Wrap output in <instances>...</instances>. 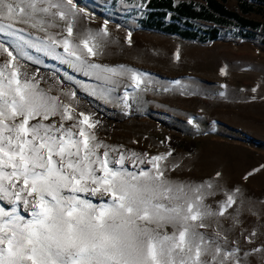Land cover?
Returning <instances> with one entry per match:
<instances>
[{"label": "snow or ice", "instance_id": "obj_1", "mask_svg": "<svg viewBox=\"0 0 264 264\" xmlns=\"http://www.w3.org/2000/svg\"><path fill=\"white\" fill-rule=\"evenodd\" d=\"M81 14L88 16L74 0H0V34L11 38L0 42L7 57L0 64V203L7 206H0V264H264V243L245 250L231 235L245 222L238 187H221L223 199L210 201L211 181L170 178L181 166L168 163L171 149L149 156L105 144L92 131L99 121L22 71L21 60L42 63L31 48L97 81L85 86L90 95L109 101L127 80L134 91L119 99L125 109L138 102L149 90L146 74L95 62L110 37L108 21L78 34ZM29 29L44 35L32 38ZM62 94L76 99L75 91ZM248 211L261 221L260 230L241 233L253 245L264 216Z\"/></svg>", "mask_w": 264, "mask_h": 264}, {"label": "rangeland", "instance_id": "obj_2", "mask_svg": "<svg viewBox=\"0 0 264 264\" xmlns=\"http://www.w3.org/2000/svg\"><path fill=\"white\" fill-rule=\"evenodd\" d=\"M145 1L74 0L88 13V16L77 17L76 33L82 34L87 29L98 31L104 21H108L110 37L105 43L104 54L96 57L95 62L109 66L124 64L146 74L149 90L138 93L139 101L133 103L136 116L123 118L126 109L119 98L125 90L134 91L125 89L130 83L127 80L110 94L109 101H105L90 95L89 88L85 87L94 86L97 81L57 59L28 48L29 54L42 63L22 61L48 68L47 81L39 80V86L51 89L50 94L59 95L78 111L93 108L115 117L117 121L111 127L92 130L105 144L122 145L125 152L148 153L149 156L171 149L173 154L168 163L177 162L181 166L169 171L170 178L197 184L211 181L217 186V195L210 197V201L223 199L221 187L225 190L238 187L243 194L245 222L231 235L240 240L245 250L259 246L264 243V234L254 238L253 245H248L241 233L246 235L253 229L260 230L261 221L248 211L249 208L264 216V30L230 24L217 26L219 36L216 39H187L148 27L144 23L148 18ZM241 2L261 7V13L245 16L264 22V3L227 0L226 5L241 12ZM165 22H170V17H166ZM195 24L199 28L214 25L201 20H196ZM61 28L50 31L60 32ZM28 31L33 32L32 38L44 35ZM129 32L132 33L131 45L127 42ZM244 33L248 37H243ZM10 39L0 34V42L9 44ZM177 50L179 60L175 59ZM57 51L62 53L63 49ZM6 59L5 55H0V64ZM20 64L29 76V67L21 61ZM221 68H226V75L220 74ZM55 74L66 85L54 81ZM166 88L168 91H164ZM72 91L76 92V99L69 101L62 93ZM189 120L193 123L189 124ZM167 140L173 144L168 145ZM127 167L130 171L136 170L130 162ZM141 167L150 166L145 163ZM217 172L221 177L216 178ZM250 172L253 174L245 180ZM87 198L95 204L101 202L95 197ZM0 206L7 207L2 203ZM21 214L28 218L23 206Z\"/></svg>", "mask_w": 264, "mask_h": 264}, {"label": "trees", "instance_id": "obj_3", "mask_svg": "<svg viewBox=\"0 0 264 264\" xmlns=\"http://www.w3.org/2000/svg\"><path fill=\"white\" fill-rule=\"evenodd\" d=\"M207 1V9L206 11H196L192 5L188 3H180L177 6L173 5L172 0H150V5L153 8H158V9H166L173 11L176 13L178 16H186V17H199V18H205V19H213L215 20L216 23L219 24H226L228 21L233 20L235 21L238 25L241 27H250L253 29H257L260 26V23L248 19L241 14H239L236 11H232L226 8L224 2L226 0H206ZM256 1H264V0H256ZM240 8L242 13H251V12H257L255 8H253L251 5L248 4H240ZM155 17L158 19L151 21L150 23H147L148 27H154V28H161L162 30L169 32V33H176L178 31V27L176 24L170 23L167 26H163L162 23L160 22L162 19L163 14L161 13H155ZM152 22H155L154 24ZM264 26V25H263ZM184 36L188 38H193L194 34L189 33V32H184ZM243 37H248L247 35H243ZM210 38H216V31L213 30L211 31ZM22 64L27 65L29 67V77L31 78L33 74H36V79L41 80V81H47V75L50 74V71L48 68L44 66H37V65H30L27 64L25 61H22ZM53 80H58L60 81L59 83L61 85H66L64 81H61V78L59 75L55 74L53 77ZM59 84V85H60ZM122 102V101H121ZM131 107L129 109H126L124 111V116L129 117V116H136L134 113V105L132 102ZM84 113L91 114L94 118V120L99 121V123L96 125V127L93 130H98L101 128H106V127H111L112 124H114L117 119L115 117H108L104 114H102L100 111L89 108L83 110ZM127 112L128 114H125ZM166 143L168 145H172L173 142L171 140H167Z\"/></svg>", "mask_w": 264, "mask_h": 264}, {"label": "crops", "instance_id": "obj_4", "mask_svg": "<svg viewBox=\"0 0 264 264\" xmlns=\"http://www.w3.org/2000/svg\"><path fill=\"white\" fill-rule=\"evenodd\" d=\"M172 1H173V5L174 6H177L180 3H188V4L192 5V7L196 11H204V10L206 11V9H207V1L206 0H179L177 2H176V0H172ZM226 1L224 2V4H225L226 8L229 9L227 7V5H226ZM251 1H254V2H257V3H264V1H256V0H251ZM244 3L245 2H241L240 4H244ZM245 4H247V3H245ZM248 5H251V4H248ZM145 6H146L147 11H148V13H147L148 18L144 22L146 25H147V23H150L151 21H154V20L158 19L157 17L154 16L155 13H161V14H163L162 19L160 21L162 23V25L163 26H167L170 23L176 24L177 27H178V31L179 32L169 33V32H166V31L162 30L161 28H154V27H151V28L161 30L164 33L177 34V35H179V36H181L183 38H187V39H197V40H200V41L216 39L219 36V29H218L217 26H226V25H230V24H235V25H237L240 28H250V27H241L240 25H238L233 20L228 21V23H226V24H219V23H216L215 20H213V19L211 20V19H205V18H199V17L178 16L176 13H174L173 11H170V10L153 8L150 5V0H146L145 1ZM251 6L253 8H255L256 10H258L257 12H251V13H261L262 12L261 7H259V6L255 7L253 5H251ZM229 10H232V9H229ZM240 10H241V8H240ZM232 11H235V10H232ZM238 13L241 14L242 16L248 18V19H252V20H255V21L259 22L260 26L257 29H263L264 30V26H263L264 22L245 16L246 14H250V13H242V11L238 12ZM166 17H170V22H165ZM196 20H201V21H205V22H211L214 25L211 26V27H208V28H199V26H197L195 24ZM152 23L154 24L155 22H152ZM181 26H184V28H182ZM213 30L216 31V38H210L211 31H213ZM186 31L189 32V33H193L194 37L193 38H188V37L184 36L183 33L186 32ZM244 35H246V33H244Z\"/></svg>", "mask_w": 264, "mask_h": 264}]
</instances>
